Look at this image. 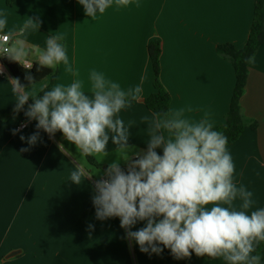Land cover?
Segmentation results:
<instances>
[{
	"label": "crops",
	"instance_id": "1",
	"mask_svg": "<svg viewBox=\"0 0 264 264\" xmlns=\"http://www.w3.org/2000/svg\"><path fill=\"white\" fill-rule=\"evenodd\" d=\"M254 10L255 0H130L128 6L113 5L93 19L78 0H17L12 6L0 0V18L7 17L0 33L12 37L11 58L12 49L22 46L24 59L39 65L37 53L48 36L62 35L73 69L66 71L61 62L53 69V82L46 78L27 89L10 76L0 77V264H173L163 245L159 254L144 253L128 236L145 221L126 229L119 217L97 219L95 184L107 178L109 164L119 161L121 168H128L147 151L144 117L155 114L145 104L156 91L148 49L153 41L161 47L160 81L171 96L170 110L184 109L185 116L195 120L207 114L214 128L225 124L236 74L218 46L243 48ZM29 18L39 20L38 29L25 27ZM93 70L125 90L143 81L141 96L119 113L125 125H131L127 156L110 140L105 156H92L98 166L61 132L38 130L27 111L14 113L21 92L32 100L55 85L79 79L88 93ZM240 104L257 127L247 125L226 148L234 164L233 182L253 193L255 210L264 207V45L249 66ZM37 131L39 138L30 145L28 138ZM156 151L163 154L162 149ZM76 170L83 173L81 185L70 181ZM234 203L238 207L241 202L237 198ZM188 262L225 264L221 258L207 260L196 254Z\"/></svg>",
	"mask_w": 264,
	"mask_h": 264
},
{
	"label": "clouds",
	"instance_id": "2",
	"mask_svg": "<svg viewBox=\"0 0 264 264\" xmlns=\"http://www.w3.org/2000/svg\"><path fill=\"white\" fill-rule=\"evenodd\" d=\"M78 2L93 19L113 5L120 8L130 4V0ZM39 24L38 19L29 18L25 27L38 29ZM6 27L5 16L0 18V31ZM63 39L62 35L48 36L45 47L37 53L36 62L41 67L54 69L62 62L66 71H73L60 42ZM12 51L13 60L31 68L22 46ZM27 79L31 81L32 77ZM89 79L88 93L77 79L31 97L34 102L25 115L37 121L38 130L61 132L84 155L105 156L111 140L127 156L131 125L126 126L119 113L141 96L143 81L125 90L102 72L93 70ZM29 98L21 92L17 110ZM144 120L148 122L146 153L132 161L126 172L119 161L109 164L107 179L96 181L93 204L97 219L119 217L121 227L126 229L145 221L144 227L127 233L144 253L159 254L163 251L159 245H163L178 259L195 253L198 257L221 258L225 264H261V256L256 253L264 242V207L252 210L253 193L233 182L228 138L214 130L207 114L201 120L190 119L184 109L145 116ZM38 138L37 131L28 143L35 144ZM157 149L163 154L159 155ZM82 176L81 171H73L70 181L81 185ZM237 198L241 202L238 207L234 203Z\"/></svg>",
	"mask_w": 264,
	"mask_h": 264
},
{
	"label": "trees",
	"instance_id": "3",
	"mask_svg": "<svg viewBox=\"0 0 264 264\" xmlns=\"http://www.w3.org/2000/svg\"><path fill=\"white\" fill-rule=\"evenodd\" d=\"M17 0H6L8 6H12ZM264 45V0H255L254 21L251 31L246 42V45L238 49L231 44H224L218 46L219 55L230 62L234 67L236 74V85L232 96L230 109L225 117V124L221 127L214 128V130L221 132L228 138L226 146L235 143L243 133L244 128L250 125L252 129L257 127L256 123L249 121L243 113L240 100L244 94L246 81L249 73V66L252 63L258 49ZM149 55L152 60L154 70V86L156 91L150 95L146 101V107L155 114H167L170 110L171 96L163 88L160 81V56L161 47L158 41H153L149 45ZM251 58V59H250ZM6 65L14 75L15 79L19 82L22 89H27L46 78H51L52 82L57 74L53 69L41 67L40 65H33L32 69L23 68L17 61L10 59ZM28 76L32 77L30 81ZM43 92L38 96H42ZM33 99H29L22 109H14V113H22L28 110L29 105L33 103ZM87 160L91 165L98 166L92 156H87ZM125 172L128 168H121ZM107 179V178H106ZM168 259L173 264H189L188 257L176 258L171 250L164 248ZM195 253H192L193 255ZM261 256V264L264 262V242H262L257 250ZM203 258L210 260L211 257L203 256Z\"/></svg>",
	"mask_w": 264,
	"mask_h": 264
},
{
	"label": "built area",
	"instance_id": "4",
	"mask_svg": "<svg viewBox=\"0 0 264 264\" xmlns=\"http://www.w3.org/2000/svg\"><path fill=\"white\" fill-rule=\"evenodd\" d=\"M12 37L5 33H0V77H9L10 75V69L6 65V62L10 59V52H11V46H12ZM21 66L25 68L22 64ZM31 68H25V69H32ZM25 128V125H21L20 129ZM138 157H136L137 159Z\"/></svg>",
	"mask_w": 264,
	"mask_h": 264
},
{
	"label": "water",
	"instance_id": "5",
	"mask_svg": "<svg viewBox=\"0 0 264 264\" xmlns=\"http://www.w3.org/2000/svg\"><path fill=\"white\" fill-rule=\"evenodd\" d=\"M9 73H10V74H9L10 77H12L13 79H15L14 75L12 74V72L10 71ZM15 80H16V79H15ZM16 81H17V80H16ZM105 169H107V168H105Z\"/></svg>",
	"mask_w": 264,
	"mask_h": 264
},
{
	"label": "rangeland",
	"instance_id": "6",
	"mask_svg": "<svg viewBox=\"0 0 264 264\" xmlns=\"http://www.w3.org/2000/svg\"><path fill=\"white\" fill-rule=\"evenodd\" d=\"M101 172V171H100Z\"/></svg>",
	"mask_w": 264,
	"mask_h": 264
}]
</instances>
